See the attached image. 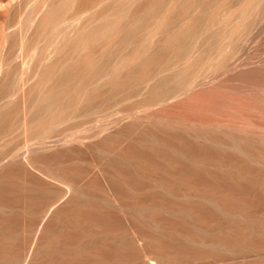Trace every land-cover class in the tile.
Masks as SVG:
<instances>
[{
    "label": "bare ground",
    "instance_id": "bare-ground-1",
    "mask_svg": "<svg viewBox=\"0 0 264 264\" xmlns=\"http://www.w3.org/2000/svg\"><path fill=\"white\" fill-rule=\"evenodd\" d=\"M40 1H41L40 5H38L39 7L35 8V10H33L34 12L32 13L29 12L30 14L29 15L27 14L28 17L26 16L27 17L26 19L24 16L26 14L23 15L24 16L23 19H25V21L21 19L20 20L21 24L18 22L19 23L18 25V23L15 22L16 19H14V21L12 19L10 23L15 22L16 23L15 25H12L9 23H8L9 25H6L7 23H5L4 26L0 27L1 28L0 34L2 36L1 41L3 42V43H0V51L2 54L1 55L2 58L0 60L1 61L0 62V104H1L0 106V134L2 133L1 132L2 130H4V132L6 130L10 132L11 130L12 131L14 130L15 132L16 129H21L23 132H25L24 130L27 129L25 133H30L29 128H32V127H30V124H28L30 122L29 118H31L32 123L33 122L35 123L37 120L33 121L32 118L36 117L35 119H37L39 117V119H41L43 118L41 115H43L44 113H42L41 115L39 114L40 116L38 117L36 116L35 113H33L35 114L33 116L32 114H30V112H28L30 108L28 109L27 107V110L24 108L25 103L28 101H29L28 103H30L34 99L36 100L38 93L48 95V93L50 94L52 90L54 91V93L53 92L52 93L55 94V96L53 97L51 95L50 96L59 102L58 103L59 106H58L57 103H55L56 101L54 102V100L52 99L55 105L58 106V109H55L56 107L55 106L54 110L51 112V110H49L50 108H47L44 105L45 103H50V102L49 101L45 102L44 98L47 100L48 98L47 96L45 97V95H43L44 96L43 97L42 94H40L41 96H38V97H43V102L40 100L41 101L40 103V101L37 100L38 104L37 103L36 104L37 106L40 104L41 105L43 104L47 108V109L44 108L45 110H48V112L50 113L47 116L48 117L51 116L52 121L51 119L50 121L54 123L60 121V120L53 121L55 117L56 119H60V118L62 119V117H64L63 115H66L68 119L70 118L69 116H72V115L74 116V114L78 115V113L80 114L79 111H81L83 106L84 107L91 106L93 107V109L96 106H100V105L104 107V105H107L108 102H110V100L113 101L114 97H117V96L119 97L122 94H125V97H127L126 95H130L128 97H131L132 95V97L135 96V98L139 97L140 99L141 96L136 97V95H141L143 93L146 95V93L149 92L150 95H146L144 96L145 98L142 97V99L143 98H144L143 100L146 99L147 103L149 104L151 103V105L153 103L156 105L162 101L167 102L168 99L173 98V97L174 98L172 101H175L176 99L179 98L178 97L175 99V97L177 95H180L181 93H184L181 91H184L185 88L187 89L189 86H193L194 83L195 84L200 83V82L196 83V81L199 79L200 76H202L201 78L203 81L204 75H200V73L203 72L202 71L203 69L202 70L200 69L202 68V65H204L205 63L204 59L206 57L207 59H209L208 56H210V59L211 60L214 59V61L216 60L215 57L217 55H218L217 57L219 56L222 57L220 53L223 50L219 48V45H218L219 42L215 43L213 41V38L211 39V41H213L214 44H217L219 53L217 51H214L213 49L212 50V52L214 51L213 55L215 52L218 53L213 58V56L211 55L212 52L209 51V48L211 49L212 44H213L209 42L211 44V47H209L210 46L209 43L207 44L208 42L207 38L210 39L209 34L212 33L211 30L216 27L218 29V32H220L219 31L220 27L219 28L217 27L218 25V26H221V32L223 28L225 30V28L227 29V27L228 28L230 27V29H227V30L236 32L235 30L238 28H236L235 26L234 28L236 29L231 30V28L233 27L231 25L233 23L235 24L234 21L236 20H233V22H231V25H229L227 21L228 19L227 17H229V20L231 19L230 18L231 16H233L232 18L234 19L235 18L234 16H237V15H238L237 17L239 18V20L240 19L242 20L243 19L242 17L247 18L246 16L247 15L249 16V14H251V9L255 6L253 4L259 2V0H244L243 2L240 0L239 2L240 3L242 2L241 5L238 6L240 4L238 3L237 5L238 7L237 6L235 7L234 5L235 3H233L235 2V0H40ZM261 2H260L261 6L263 5L264 7V2L262 3ZM12 4L10 5V7L12 6ZM213 4L214 6L212 7L211 5ZM16 5L11 8H13L12 10H16L18 13L19 8L14 9ZM209 6L211 8L208 9ZM261 6H259V9H257L258 7L255 9L257 10L256 14L258 13V10H259V13H262L261 11L264 10V8L260 9ZM207 10H208V14H207ZM204 11L206 13H204ZM15 12L12 11L11 14ZM22 13L20 12V15ZM256 14H253V15L255 16ZM253 15L251 16L253 17ZM18 17L20 16L18 15ZM252 17H249V18L251 19ZM185 19H187L189 22L187 20L184 21ZM253 19H255V17H253ZM241 20L238 21L239 22L238 24L241 23ZM181 21L188 22V23H184L183 25V23L180 24ZM245 24L242 23V25H244L243 28L244 27L246 28L247 25L245 26ZM222 25H224L225 27L222 28ZM239 26L240 25H238L237 27ZM217 29H214V30H217ZM221 32L219 33L220 36L218 37H220V39H223V37L226 36L227 33L224 32L226 35L221 37ZM239 32L242 33V29L241 31L239 30ZM214 34L216 35V32ZM12 35L16 37V38L14 37L12 38V41L15 39L16 43H14V41L13 42L11 41L12 43H14L13 48H12V45L10 44L11 42H9L10 37ZM228 37L229 36H227V39ZM231 40L234 41L233 39ZM217 41H218V38H217ZM224 41H226V38L224 39ZM6 42L8 43V45ZM228 43L227 45L231 44V43L229 44ZM236 43L237 42L235 41L234 45ZM234 45H232V47ZM5 46H7L8 48L7 51H6ZM38 46L40 47L42 46L43 49L41 48V51L43 50L45 51H43L44 53H41L42 54L41 55L38 50L37 52L39 53L36 52V55H35L36 57L34 58V56H31V53L34 50L33 48H36V47L40 48ZM220 47L223 48V46H220ZM30 49H33V50L31 51ZM229 49H227L228 54H230ZM232 49L233 48H231V50ZM22 50H23V53H25V55L23 54V57L20 56L21 54L19 53ZM215 50H217V48H215ZM234 50L236 49H233V51ZM29 51L31 53H29ZM207 51L211 52V54ZM54 55L55 57H53ZM51 57L54 59L52 60ZM220 57L217 59L220 60ZM230 58L228 60H230ZM220 61L221 63L225 62V58L223 62H222V58ZM220 61H218V63H220ZM227 62L230 63L229 61ZM215 63L218 64L217 61ZM215 63L212 64L208 62V64H212L213 66L216 65ZM206 64H207V61L205 65ZM220 65L222 66V64H218V66ZM225 65L226 64H223V67ZM207 66L209 68V65H206L204 67L206 68ZM213 66H212V69H213ZM8 68H11V69H8ZM7 69L9 70L10 73L7 71ZM214 69L217 70V68L215 67ZM199 71L201 72L198 73ZM209 71H210V68H209ZM34 77H36L35 78L36 81L34 79H33L34 81L33 80L31 81L33 83L35 82L36 85L34 87L31 85L32 88L29 86H26V85H30V79ZM201 78L199 79V81L201 80ZM71 81H73V83H70ZM83 83H86V84L84 85ZM42 86H44L45 88ZM35 92H37V94ZM33 93H35L34 94L35 97L33 95L34 99L32 100L31 98L32 96L30 97L29 95L30 94L32 95ZM27 95L30 98L26 97ZM197 95L195 97L196 99L194 100L199 101V103L204 102L203 104H199L198 108L200 107L202 108V110L206 109V111L213 110L212 109L213 105L208 108L209 105L206 104V101L208 98H210L209 97L210 95L208 96V98L205 97L207 99L204 98L205 101L202 100L203 99L202 96L201 98H198L200 95L198 97ZM185 96L187 95L185 94ZM190 96L194 97V95L192 94ZM190 96L188 95V98L187 97L184 98V94H183L182 97L184 99L182 98V100L185 101L186 98L188 100ZM51 97L49 99H51ZM122 97L125 98L123 95ZM193 97L191 98L193 99ZM30 99L32 101H30ZM120 99L121 98H118L117 101ZM182 100L180 101L182 102ZM211 100L213 101V99ZM142 102H145V101H142ZM185 102H182V104L179 103V105L176 104L178 105L176 107L178 108V110H175V111L173 110V107L172 108L170 107L172 109L171 110L170 108H167L168 106L165 108L164 105H162L164 109H161V110L156 109L154 112L152 111L154 114L153 119L148 118L146 120H143V122H142V119L141 120L132 119L129 122L127 121L128 123L125 121L127 124L124 123L125 125L123 126L122 124L121 127L122 126L123 127L122 128L120 127L121 128L120 130L118 129L116 130V132L113 131L115 134L111 133L110 140H107L110 143L106 141L108 143V146L106 145L107 147H104V148H109V150L111 151L118 152L117 154L123 157L125 160V163H122L124 161H122L121 160L122 158L119 157L120 158L119 160L122 162L119 163V160H118V162L113 163L114 165L113 164L111 165V163L109 164L112 167L114 166L113 167L114 177H113L112 184L110 186L112 187V191L114 195L117 198H119L123 204H125L126 206L130 207L133 210L136 209L139 211L137 216L135 215L136 220H134L138 222V224L135 223L137 224L135 225L137 226V231H132V227L134 224L132 223L128 224L127 221L126 223L123 218L122 219L124 221L120 218L119 219L114 218L115 216L114 217L113 215L111 216L110 213L107 210H105L106 208L103 209L104 207L101 208V206L92 205V202L90 205L89 203H86L87 200H85L86 202L84 201L85 203L84 202L82 203L83 199L82 200L80 199L81 200L80 201L77 199V197L76 198L73 197L74 189L80 186L83 181L82 180L83 172L81 173V171L77 168L63 166L62 160L64 159L60 158L61 160H58L59 159L58 158L57 160L54 159L56 161L54 160L51 161L53 157L52 156L51 159H49L50 161L48 160L52 164L56 163V165H59L60 167L59 169L61 172H59V170H56V171H58V173L61 174L60 181L65 186V190H64L65 196L62 199L64 200V202L61 200V203L63 202L64 204L62 206L57 207V205L58 204L60 205V203H56L50 208H48L50 212L55 215V218L57 217L59 218V220L60 219L62 221L64 220V222L66 218H67L66 220H69V219L72 220V222L74 223L72 225L74 226L76 225L78 227L83 228L84 230H87L89 232L87 233L90 234V236L92 235L94 236L95 234H93L92 232H95L96 233L95 237L99 235L98 237L100 238V239L95 238V240L96 239L100 240V242L102 240V243L105 241L104 244L105 243L107 244L108 240L109 242L110 241L117 242V243L115 242V244H117V246L115 245L116 248L118 247L117 250L114 245H111L114 247L108 246V248H111L112 250L115 248L114 249L115 253H111V252L109 253L110 249L108 250V252L103 251L104 249L100 250V248L104 246L100 247L94 244L96 249H94V254L93 253L92 254L93 256L98 255V258H101L100 259L101 261L102 260H106V262L113 261V262H117L116 264H154L153 262L148 260V258L150 259V256L151 257L154 256L153 258H155L156 256L157 258V256L167 255V256H171L172 258H174L176 261H179L180 263L193 264L197 260L207 259V258L208 259L212 258V260H214L215 258H219L221 256V254H218V253L214 254L213 252L210 251V249L204 250L203 248L197 247L198 245L194 246L196 245L194 240L203 241V243L212 244L214 246H217L220 244H227L229 246H238L241 243L242 244L245 243L243 240H245L246 238H248V241H246V243H248L249 240H251V238L247 234L246 235H235V236H233L232 234V235L226 236V239L224 238L225 239V242H224L221 240L219 236L218 237L220 240L218 239V237L215 238L210 235H204V234L199 235V233H197L196 231L195 232L198 234L199 237L196 238L194 234H193L194 237H192L193 236L192 229L195 228L194 225H193L194 227H192V229L190 230L189 228L190 224L186 220L184 219L173 220V219L166 218L165 216L164 218V217H161L160 216L161 214L157 212V211H161V213H167V214L173 213L174 214V213H180L182 211H186L190 213L189 215L192 217L191 220L195 222L197 226L200 227L198 229L206 228L202 230H209V231L215 230L216 231V230L223 228V225L228 224V222L224 218L219 217L212 209L201 205L203 202L201 203V201H199L198 199L203 198V197H200L198 195L207 194L208 192L215 193V194L211 193L215 197H209L210 201L213 204L219 205L220 209L226 210V211H231V212L243 211L250 215H255L259 210V204L257 203V200H255V198L260 199V197L256 194L257 192L254 191L253 189V187L257 185L255 183L258 182L259 178L256 176H251V174H253L254 172L252 168L250 167L249 162L242 155L241 156L238 155L239 157H237L236 155L237 158L235 159H233V157L230 158L228 157L229 154L227 156L226 151L224 150L223 147L222 149L221 147L216 146L217 144H220V143L228 144L229 139L228 141L227 139L225 140L226 137L223 138L222 133H221L222 136H220L218 132L216 133L212 130L208 131V129H206L207 132L205 133L201 129H195V128L189 127V125L197 127L202 122L203 124L205 122L207 124L208 123L212 124L214 121H217V120H215V118L214 119L212 118L215 116L213 113H211L213 115L211 117L212 119L209 117V114L211 112L210 111L208 112V115L206 114L207 112L204 113L208 116L206 117L208 119H206L202 115V117H204L206 120L205 122L203 120L204 118L202 119V117L200 116L201 119L203 120L202 121L198 115H195L193 112L190 113L191 111H194V110L189 108L190 104H187V103L185 104ZM52 103H51V106H52ZM141 103H139L138 106L135 104L136 108L139 107ZM32 104L30 103V105ZM60 104H61L62 109L59 108ZM149 104H145V106ZM168 104L169 103L167 102V105ZM209 104H212V103H209ZM47 106H49V104ZM160 107H161V104H160ZM33 108L32 110L34 111L32 112H35L36 110V113L39 108H40L38 110L39 113L42 110L41 107L39 108L36 107V109L35 108L33 109ZM236 108H233V109H236ZM24 109L28 113L26 115H22V117L20 116L21 119L20 117H18V119L22 120L23 117L25 116L24 117L25 120H22L21 123L18 119H17L18 122L15 120L12 121L15 117L20 115L22 111L24 112ZM44 109L42 111H44ZM131 109H133V106L131 107ZM65 110H67V112H65ZM95 110L96 109L92 111L96 112ZM126 111L128 112V110ZM82 112L83 111H81V113ZM87 113L90 114L89 112ZM45 120L46 119L44 117V122H46ZM171 120L175 122L176 126L173 124L175 127H172V128L169 127L168 124L171 123L170 122ZM218 120H221V118ZM144 121H147V122H144ZM37 123L34 125L32 124V125L35 126L37 125ZM41 123H43V121H40L38 125L40 126ZM46 123L47 125L44 124L43 127L48 126L50 124L49 121ZM236 123L234 124L238 126V124ZM35 127L37 129L39 128L37 126ZM40 128H42V126ZM35 130L36 129L34 130L32 129V132ZM16 131H19V130H16ZM189 131H192L190 134L191 135L193 134L194 136L189 137L188 135ZM4 132H3V135H4ZM12 133L13 132H11V134ZM241 133L242 132L238 134L236 131V133L233 134V137L231 139L234 141V143L238 141V139L240 140L241 137L247 136L246 134L242 136ZM7 135L9 136L10 134H7ZM4 136H2V138ZM31 139H34V138L32 137ZM126 139H127V142L129 140L131 142L127 143ZM231 139L229 142L233 143ZM26 142H23V144ZM42 142L40 145H43V144L45 145V143L42 144ZM53 144L55 145V143ZM53 144L50 145L49 147H52ZM28 145L29 144L27 145L24 144V146H28ZM213 145L216 147H214ZM46 146L48 145H45V147ZM238 146H240V144ZM238 146H236L238 148L237 150H239L240 148ZM243 146H246V145H243ZM217 147L219 150L216 149ZM254 147L255 145L252 144V146L250 147L251 149L250 148L248 149V144H247L246 149L243 148L245 150V152L243 153H245L246 156H249L255 160L264 158V151L263 150L261 151ZM20 148H21V145H20ZM42 148H44V146H42ZM242 148L240 150H243ZM11 152L10 154L13 155ZM16 152H19V151H16ZM16 152L15 154H18ZM3 153L4 152H2V154ZM175 153H178L181 157L176 156L177 154L175 155ZM26 154H27V151H26ZM8 155L6 157L11 158ZM4 156L2 157L4 158ZM58 157H61V154L60 156L58 154ZM40 158L42 159V156ZM45 159L47 158L45 157ZM1 160L2 161H0V165L2 162L4 163L8 159L5 158L4 160L3 159ZM23 160H25V158ZM45 161L46 163H48L47 160ZM107 161L109 162V160ZM215 163L223 165L224 170L222 172V175H216L212 173L210 175V171H209L208 173L210 176L208 175L206 177L204 174L205 172L204 169L210 166V164H215ZM14 165L16 166V163ZM9 168L10 167L8 166V169ZM13 168L11 167L10 170ZM20 168L21 166L18 167V169ZM8 169H7V174L9 172L11 173V171L13 172V170L8 171ZM18 169L15 168L16 171L14 175H16V172L18 171ZM205 170H206L205 173L207 174L208 169H205ZM4 171H0V172L5 173L6 171L5 172ZM20 172L21 171L19 170L18 173ZM2 173L0 174L2 175ZM25 174H27L26 176L28 177L29 174L28 173H25ZM3 175L2 177H0L1 179L3 178L2 180H5L6 178L4 177L6 176H12L10 174L5 175V176ZM17 176H19V174L15 176L16 180H17L16 178ZM23 176L25 177V179L21 178ZM26 176L25 175H21V177L19 176L21 178V182L22 180L24 181L23 183L27 181ZM13 177L12 178L10 177L9 182L11 183V180H13V184H14L15 179H13ZM32 177L33 176H29L27 179L32 178ZM90 179H89V182L92 181ZM244 179L246 180L243 181ZM19 180H17V182H19ZM32 180L30 179L28 181L30 182ZM1 182L3 184L5 181L4 182L0 181V183ZM34 182H35V179H34ZM92 182H95V179ZM23 183H21L22 186L26 185V183L25 184ZM2 184L0 185L1 188L4 187L5 189L6 188L5 185L7 183L4 186ZM13 184L11 183V185ZM15 184H17L16 181H15ZM36 184H38V182L37 183L35 182L34 184L35 188H38L36 187ZM18 185L21 186L20 184ZM27 185L28 187L26 186V188H30L29 186L31 184H27ZM34 185L32 186L33 189H34ZM19 186H17V188H19ZM234 186H236L239 189L244 190L243 196L238 197L236 199L229 198V197H232V196L234 197L237 195ZM8 187H9V184H8ZM14 187H16V185H14ZM14 187H12L11 189L8 188L7 190L10 189L11 191H13L12 189ZM45 187H46L45 185H44V188L40 187V188H43L44 190L39 189V191L40 190H41L40 192L45 191L48 186L46 188ZM105 188L106 187H104V189ZM71 189H73V192H72L73 194H69ZM7 190H2L3 193L1 191L0 192L4 194V193H7L6 192ZM35 190H33L34 191L33 193L38 191V190L36 191ZM47 191L49 192V190ZM52 191H50L48 195L52 194L51 193ZM105 191H108V190H105ZM2 194H0V196ZM45 194L47 195V193ZM37 195L33 194L32 196L29 194V196H31L32 198L36 196L34 197V199L38 205L42 201V197H41L42 195L41 196H37ZM76 195L77 194H75L74 196ZM43 196L45 195L43 194ZM32 198L30 199L28 197L27 199L28 200L30 199V202H31ZM48 199L50 198L48 197ZM231 200H240V202H233ZM4 201H7V200L5 199ZM47 202H50V200H48ZM47 202L45 203L44 201L43 203L42 201L41 204H39L41 206L40 208L42 209L44 207L43 205H46ZM31 204H33L34 207H32ZM240 204H242V206H240ZM10 205H7V206L9 207ZM26 205H28V202ZM26 205L23 207L25 208ZM37 205H35L34 203H30V207L33 209H35V206ZM1 206L4 207L2 198H0V208H2ZM46 206L43 208L44 211L48 210V209L45 210ZM23 207H21V209ZM2 210L3 209H1V212ZM26 210L24 209V213L27 212L28 214H30L32 211L31 210L28 212ZM38 210L40 209L38 208ZM12 212H10L7 215H10L11 217L9 218L13 219L15 216L12 217L11 215ZM36 212H37V209H36ZM142 212L145 214L141 215ZM27 213L26 215H28ZM17 214L15 213L16 217H17ZM9 218L7 219L8 221L7 223L10 224L12 219L9 220ZM2 219H1L2 221L6 222L4 218ZM54 221H57V219L53 220V222ZM12 222L14 223V221ZM25 222L26 221L24 220V223ZM7 223L5 225L8 226ZM13 223H12V226L9 225V227L10 226L13 227ZM57 223L58 222H56V226L50 227L51 225L49 224L50 226L44 225V228L43 229L41 228L42 229L41 231H43L44 233L40 231L41 238L39 236L40 238L39 242L42 243L43 248H47V247L52 248L60 244L59 248H61L60 246H62L65 249L67 248L68 250H70L69 252L67 251L68 254H66L67 252H65V255H66L65 256L62 253L63 251L61 252L63 254V256L61 257H58L57 255L56 257H54L55 255L52 256L53 254H57L59 251H57V253L53 252L51 256H47L45 255V253L44 255L43 254L37 255L36 252L32 254L34 251L31 252L30 250H28L30 248L28 244L25 243L24 245H22V242L24 239L23 240L21 239L22 240L21 242V240L17 238L20 240L21 246H23V248L20 247L21 250L18 251L19 250V246H18L17 251L21 252L22 254L16 253L15 255L19 254L18 256H21V257L22 255L23 256L25 255L24 258L22 257L23 260H21L22 259L21 257H18V256L15 257L14 255L13 256L11 255L13 258L14 257L19 258L22 261L21 263H17V264H91L92 262L91 259L93 257L92 255H89V253L92 252L91 250H89L90 249L89 245H88L89 249L86 247L88 250L85 251V246H87L86 243L88 240L87 239L88 236L86 237V235H83V234L86 232L85 231L83 232L82 229L75 226L77 230L80 229L82 230V232L81 231L80 232L83 233V234H79L80 232L78 231V234H77V232L75 231L76 229L74 228L75 229L74 230L72 226H70L69 223L66 225L65 223L67 222H65L64 224L67 227H71V229H73L76 232V233L74 232L72 233V231H70V228L66 229L67 227H64L63 223H61L63 224L62 226L61 225L58 226L59 223L58 225ZM27 224L28 223H26V225ZM5 225L3 227H5ZM24 227L25 226H23V228ZM13 228L7 227V229L9 230L10 229L12 230ZM30 228H31V225H30ZM3 229L6 230V228H3ZM19 230H22V229H20L19 227ZM160 230L166 231L167 235L164 236L163 233L160 232ZM9 232L12 233V231H9ZM90 236L88 238H90ZM260 236H262L263 243H264V234ZM127 237H128V240L126 239ZM4 239H6V237ZM9 240H10V237H9ZM95 240L94 242L97 241ZM139 240L143 241V243H140ZM16 241L14 242L9 241L8 244H11L10 245L11 247L13 244V247H15L14 243ZM88 241L90 242V239ZM30 243L31 244L29 245H32V242ZM91 243H93L92 239H91ZM102 243L101 245H103ZM98 245H100V243H98ZM10 246L8 245L7 247L6 245L7 248H9ZM96 246L99 249H97ZM16 247H15V250H16ZM56 248L58 249V247ZM92 248L94 247L92 246ZM25 249H26V252H25ZM17 251H14V252H17ZM86 252H88L87 255L91 256L90 259L87 258ZM208 252H210L211 254H209ZM2 253L1 254L3 256L4 255L7 256L8 251L7 252L3 251ZM59 254L60 253H58V255ZM6 256L2 258L5 259ZM8 256H9V253H8ZM13 258L12 259L10 258V259L13 260ZM3 259L2 261L0 260L1 261L0 264H8L9 262L11 263L10 259H5L4 261ZM96 260H97V257H96ZM100 260L98 259V261L101 263ZM104 262L105 261H103V263Z\"/></svg>",
    "mask_w": 264,
    "mask_h": 264
},
{
    "label": "rangeland",
    "instance_id": "rangeland-1",
    "mask_svg": "<svg viewBox=\"0 0 264 264\" xmlns=\"http://www.w3.org/2000/svg\"><path fill=\"white\" fill-rule=\"evenodd\" d=\"M240 0H238V1H236L235 0V2H233V3H235L234 5H235V7L238 5V3H240L239 2ZM242 2L244 1V0H241ZM10 2V3H9ZM40 0H0V27H2V26H4V24L5 23H7L6 25H9V24H12V25H15L16 23H20L21 24V19H23L24 18V16H25V19L28 17V15L30 14L29 12H34L33 10H35V8H37V7H39L38 5H40ZM237 2V3H236ZM241 2V3H242ZM254 2H256V1H254ZM260 2H261V0H259V2L258 3H255V4H253V5H255L252 9H253V11H252V9H251V14H249V16L247 15L246 17L247 18H245V17H242L243 19L241 20V23L240 24H238L239 22L238 21H240L239 20V18L237 17V16H234L235 18L233 19L232 17L233 16H231L230 18V20H229V17H227L226 19H227V21H228V23H229V25H231V22H233V20H236V21H234L235 22V24H237V25H235L234 23V25L232 24L231 26H233L232 28H231V30L233 29H236V28H238V29H236L235 31L236 32H234V31H229V30H227V29H230V27L228 28L227 27V29L225 28V30H224V28L223 27H225L224 25H222V28H223V30H222V32H221V26H218L217 25V27L219 28L220 27V29H219V31L221 32V37H223L224 35H226L224 32H226L227 33V35L226 36H224L225 38H226V41H224V37H223V39H220V37H218V36H220V32H218V29L215 27L214 29H217V30H214V29H210L211 31H212V36H211V34H209L208 36L210 37V39L209 38H207V44L210 42L211 44L213 43V41L215 42V43H217V42H219L218 43V45H219V48H221V50H223L222 52H221V50H220V54H221V56L222 57H220V60H221V58H222V62L224 61V58H225V62H223V63H221V61L219 60V59H217V58H219V57H217L218 55V53H219V49H218V47H217V44H212V47H211V44L209 43V47H211V49L209 48V51H211L212 52V50L214 49V51H217V52H215L214 53V55H213V52H212V54H211V52H209V51H207V52H209L212 56H213V58H214V56L215 55H217L215 58H216V60L214 61V59L213 60H211L210 59V56H208L209 57V59H210V61H209V59H207V57L204 59V62L206 63V61H207V64L206 65H209V68H210V71H209V68H208V66L205 68L204 66H206L205 65V63H204V65H202V68L200 69V70H202L203 72H201V71H199L198 73H200V75H204V77H203V81H202V76H200L199 77V79L201 78V80L199 81V79L196 81V83H198V82H200V83H198V84H195L194 83V85L193 86H189L187 89L185 88L184 89V91H181V92H184V93H181L180 95H177L176 97H175V99L176 98H178V99H180V100H182V96H183V94H184V98L185 97H187L188 98V95L190 96L191 94L192 95H194V97L193 96H190L189 97V99L187 100V98H186V102L184 101V100H182V102H185V104L187 103V104H190L189 105V108H191L192 110H194V111H191L190 113H194L195 115H198L199 117L201 116L202 117V115L206 118V117H208L207 115H208V112H210V114H209V117L211 118L213 115L211 114V113H213L215 116L214 117H212L213 119L215 118V120H217V121H214L212 124H207L205 121V118L204 117H202V119L204 120V124H203V122L202 123H200L197 127L196 126H192V125H189V127H191V128H195V129H201V130H203L205 133L207 132V130L206 129H208V131H214V132H218V134H220V136H222V134H223V138H225V140L227 139V141H228V139H229V141H230V139L233 137V134H235L236 133V131H237V133L238 134H240V132H242L241 134H242V136H244L245 134L247 135L246 137L244 136V137H241L240 138V140L238 139V141H236V142H238V143H234V141H233V143H231V142H229L228 141V144H217L216 146H218V147H223L224 148V150L226 151V154H227V156H228V154H229V156L228 157H230V158H232L233 157V159H235V158H237V157H239V156H243L248 162H249V164H250V167L252 168V170H253V174H251V176H256V177H258L259 178V180H258V182L257 183H255V184H257V185H255V187H253V189H254V191H256L257 193V195L260 197V199H258V198H255V200H257V203L259 204V210H258V212L255 214V215H250V214H248V213H246V212H243V211H238V212H231V211H226V210H222V209H220V206L219 205H217V204H213L211 201H210V198L209 197H215L214 195H212L211 193H213V192H208L207 194H203V195H198V196H200V197H203V198H199L198 200L199 201H201V205H203V206H205V207H207V208H210V209H212L219 217H222V218H224L227 222H228V224H224L223 225V228H221V229H219V230H213V231H209V230H202V229H206V228H201V229H198V228H200L199 226H197L196 225V223L195 222H193L191 219H192V217L189 215L190 213L189 212H186V211H182V212H180V213H172V214H167V213H161V211H157L159 214H161L160 216L161 217H166V218H169V219H173V220H181V219H184V220H186L187 222H189V228H190V230L192 229V227H194L195 226V228L194 229H192V235L194 234L195 235V237L197 238V237H199L198 236V234L197 233H199V235L200 234H204V235H210V236H213V237H215V238H217L218 236L221 238V240L222 241H224L225 242V239H226V236H229V235H232L233 234V236H235V235H248L250 238H251V240H249V242L248 243H246V241H248V238H246L245 240H243L245 243H241V244H239L238 246H229V245H227V244H220V245H217V246H214V245H212V244H208V243H203V241H198V240H194V242H195V244L196 245H194V246H197V247H200V248H203L204 250L205 249H207V250H209L210 249V251L211 252H213L214 254H221V256L219 257V258H215L214 260H212V258H207V259H201V260H197V261H195L193 264H264V243H263V238H262V236H260V235H262V234H264V158H261V159H257V160H255V159H253V158H251V157H249V156H246L245 155V153H243V152H245V150L243 149V148H245L246 149V147H247V144H248V149L252 146V144L253 145H255V147L254 148H257V149H259V150H263L264 151V10L263 11H261L262 13H259V10H258V13L256 14V12H257V10H255L257 7V9H259V6H261V4H260ZM262 2H264L263 0H262ZM261 2V3H262ZM13 3V4H12ZM14 3H16V4H18V5H16V4H14ZM138 3V2H137ZM241 3L238 5V6H240L241 5ZM12 4V6L11 7H13V6H15L16 5V7H14V9L16 8H19L18 10V13H17V11L16 10H12L13 8H11L10 7V5ZM215 4V3H214ZM214 4L213 5H211L212 7L214 6ZM260 4V5H259ZM233 5V6H234ZM252 5V6H253ZM259 5V6H258ZM237 6V7H238ZM251 6V7H252ZM8 7V8H7ZM262 7V8H261ZM260 7V9H263L264 7H263V5ZM11 8V9H10ZM209 8H211L210 6L208 7V9ZM234 8V7H233ZM197 10V9H196ZM196 10H194V11H196ZM220 10V9H219ZM12 11L13 12H15V13H17L20 17H18V15L17 14H15V13H13V14H11L12 13ZM20 12L22 13L21 15H20ZM204 13H206L205 11H204ZM24 14H26V15H24ZM28 14V15H27ZM207 14H208V10H207ZM253 14H256L255 16L253 15ZM259 14V15H258ZM12 15H14V16H12ZM24 15V16H23ZM251 15H253V17H255V19H253V17L251 16ZM11 18H10V17ZM27 16V17H26ZM258 16V17H257ZM16 17V18H15ZM249 17H252L251 19L249 18ZM20 18V19H19ZM238 18V19H237ZM241 18V17H240ZM7 19H9V20H7ZM13 19V21H14V19H16L15 20V22H11L10 23V21ZM17 19H19V20H17ZM25 19H23L24 21H25ZM22 20V21H23ZM187 19H185L184 21H186ZM232 20V21H231ZM184 21H181L180 22V24H182L183 23V25H184V23H188V22H184ZM248 21V22H247ZM246 24H245V23ZM9 23V24H8ZM14 23V24H13ZM19 23H18V25H19ZM23 23V22H22ZM242 23L243 24H245V26H246V28H245V30H244V28H243V26L244 25H242ZM238 25H240L239 27H237ZM242 25V26H241ZM234 26L236 27V28H234ZM240 28V29H239ZM1 29V28H0ZM241 29H242V33L241 32H239V30L241 31ZM214 30V31H213ZM238 30V31H237ZM245 31V32H244ZM216 32V35L214 34ZM232 32H233V34H232ZM238 32V33H237ZM237 33V34H236ZM215 36H214V35ZM229 34H231V35H229ZM243 36H242V35ZM207 36V37H208ZM217 36V37H216ZM227 36H229L228 37V39H227ZM242 36V37H241ZM2 36H1V34H0V43H3L2 41H1V38ZM14 37V35H12L11 37H10V40H9V42H11L12 41V38ZM234 37H235V39H234ZM240 37V38H239ZM14 38H16V37H14ZM213 38V41H211V39ZM217 38H218V41H217ZM237 38V39H236ZM231 39H233L234 41H232ZM240 39V40H239ZM210 40V41H209ZM223 40V41H222ZM227 40H228V42L229 43H231V44H229L228 42H227ZM239 41V43H238V41ZM14 41V43H16L15 42V39L13 40ZM12 41V42H13ZM222 41V42H221ZM235 41L238 43H236L235 45H237V46H235L234 45V43H235ZM10 43L11 45H12V48L14 47L13 46V44L14 43ZM224 42V43H223ZM7 43V42H6ZM227 43L229 44V45H231V46H229V45H227ZM2 45V44H1ZM7 45H8V43H7ZM232 45H234L233 47H232ZM153 46H155V45H153ZM220 46H223V48L222 47H220ZM226 46V47H225ZM6 47V51L8 50V48H7V46H5ZM38 47H40V46H38ZM155 47H157V46H155ZM231 47V48H233V49H236V50H234L233 51V49L231 50V48L229 49V48ZM41 48H42V46L40 47V48H33V49H30L31 51H32V53H34V54H32L30 51H29V53H31V56H34V58L36 57L35 55H36V52L39 50V52H40V54L41 53H44L43 51H45V50H43V51H41ZM154 48V47H153ZM207 48V49H208ZM215 48H217V50H215ZM37 49V50H36ZM43 49V48H42ZM227 49H229V53L230 54H228L227 52H228V50ZM4 50H5V48H4ZM226 52H225V51ZM234 53H233V52ZM39 52H37V53H39ZM20 54V56H22L23 57V54L25 55V53H23V50L22 51H20L19 52ZM228 54L227 56L226 55H224V54ZM39 54V55H40ZM219 54V55H220ZM231 54H232V56H231ZM2 54H1V51H0V60H1V58H2V56H1ZM42 55V54H41ZM37 56H38V54H37ZM212 56H211V58H212ZM230 56H231V58H230ZM53 57H55V55L53 56ZM224 57V58H223ZM52 58V57H51ZM50 58V59H51ZM195 58V57H194ZM193 58V59H194ZM230 58V60H228ZM54 58H52V60H53ZM207 59V60H206ZM206 60V61H205ZM212 61V62H211ZM214 61V62H213ZM217 61V63H218V61H220V63H218V64H222V66L220 67V66H218V64H216L215 62ZM227 61H229L230 63H228ZM232 61V62H231ZM1 62V61H0ZM208 62H210V63H215L214 65L215 66H213L212 64H208ZM227 62V63H226ZM223 64H226L224 67H223ZM212 66H213V69H212ZM216 66H218V67H216ZM214 67L215 68H217V70L216 69H214ZM250 67V68H249ZM12 68V67H11ZM11 68H8V69H11ZM208 68V69H207ZM252 68H254V69H252ZM256 68V69H255ZM261 68V69H260ZM7 69V71L9 72V70ZM205 69V70H204ZM241 69V70H240ZM251 69V70H250ZM208 70V71H207ZM214 70H216V71H214ZM7 71H5V72H7ZM10 71H12V70H10ZM206 71V72H205ZM214 73H213V72ZM259 71V72H258ZM14 72V71H13ZM12 72V73H13ZM212 72V73H211ZM10 73V72H9ZM239 73H241V74H239ZM262 73V74H261ZM205 74H206V76L208 77H206L205 76ZM208 74H209V76H208ZM210 74H211V76H210ZM252 74H254V75H252ZM40 75V74H39ZM261 75V76H260ZM37 77V76H36ZM36 77H34V78H32V79H30V85H26V86H29V87H31V85L34 87L36 84H35V82L33 83L31 80H35L36 81ZM262 80H260V79ZM204 79H205V81H204ZM258 79V80H257ZM33 80V81H34ZM253 80V81H252ZM256 80V81H255ZM259 83H258V82ZM262 82V83H261ZM33 83V84H32ZM70 83H73V81H71ZM237 83V84H236ZM84 85L86 84V83H83ZM245 84V85H244ZM197 85V86H196ZM200 87H199V86ZM45 86V85H44ZM44 86H42V87H44ZM202 86V87H201ZM191 87V88H190ZM194 87V88H193ZM32 88V87H31ZM45 88V87H44ZM192 89V90H191ZM201 89V90H200ZM186 90V91H185ZM190 92H189V91ZM43 91H44V89H43ZM149 91V90H148ZM187 91H188V93H187ZM46 92V91H45ZM54 93V91L52 90L51 92H50V94L48 93V95L47 94H42V93H38V96H41L40 94H42V96L43 95H45V97L47 96V98H48V100L47 99H45L44 98V100H45V102L47 101H49L50 103H45L44 105L47 107V108H50L49 110H51V112L54 110V107H55V109H58V101H56L54 98H52L53 96H55V94H53ZM192 92V93H191ZM197 92H199V93H197ZM36 94H37V92H35ZM35 93H33L32 95L30 94H28L31 98H32V100L34 99V97H35ZM52 93V94H51ZM195 93H196V95L197 94H199V95H197V97L198 98H201V96H202V100H204L205 101V99H207L208 98V96L210 97V98H208L207 99V101L208 100H210V101H208V103H207V101H206V104L207 105H209L208 106V108L210 107V106H212V109L214 110L215 108V112L213 111V110H207L206 111V109H204V110H202V108H198V105L199 104H203L202 102H200L199 103V101H197V100H194V99H196L195 97H196V95H195ZM26 94V93H25ZM144 94V93H143ZM141 94V95H136V97L137 96H141V98L139 99V97H137V98H135V96H133L132 97V95H131V97H128V96H130V95H126L127 97H125V94H122L125 98H123L122 97V95L121 96H117V97H114L113 98V101L112 100H110V102H108V104L107 105H104V107H102V105H100V106H96L94 109H96L95 111L96 112H93L94 111V109H93V107H88V106H85L86 107V109H85V107H84V109H83V107H82V109H81V111H83L82 113H81V111H79L80 112V114L78 113V115H76V114H74V116L72 117V116H69L70 118H68L67 119V116L66 115H63L64 117H62V119L60 118V119H56V117L54 118V120L53 121H58V120H60L59 122H56V123H54V122H51L52 121V119H51V116H47L48 114H50L49 112H48V110H45V109H47L43 104V107H42V105L40 104L41 103V101L43 102V97H36V100L34 99L33 101L30 99V101H32V102H30L31 104L33 103L34 104V102H35V104H34V106H33V104L32 105H30V103H28V102H26L25 103V105H24V108L27 110V107H28V112H30V114H32L33 116L36 114V116L38 117V116H40L42 113H44L43 115H41L43 118H41V119H39V117L37 118V119H35L36 117H33L32 118V120L33 121H35V120H37L35 123L33 122L32 123V121H31V118H29V120H30V122L28 123V124H30V127H32V128H29V131H30V133H25L26 132V130H24L25 132H23L21 129H16V130H19V131H16L15 130V132H14V130L12 131L11 130V132H13L12 134H11V132L10 131H8V130H6V131H8V132H4V130H2L1 132V134H0V137H1V139H0V153L2 154V152H4L2 155L0 154V161H2L1 159H8V160H6V161H8V162H2L1 163V167L3 168V167H7L6 169L5 168H1L0 169V171H4L5 173H2V172H0V173H2V175L3 176H5V175H8V174H10V175H12V176H6V177H4V178H8L7 180L5 179V180H2L1 178H0V181H7L6 183L4 182L3 184H2V182L0 183V185L2 184L3 186L5 185V189H4V187H2L1 188V186H0V191L3 193V191L2 190H7L8 188H12V187H14V185H16V187H14L12 190L13 191H11L10 189L9 190H7L6 192L7 193H4V194H2L1 192H0V194H2L1 196H0V198H2L3 199V204H4V207H5V209H4V207H2V208H0V216H1V218H0V220L2 219V218H4L5 220H6V222L5 221H2L1 220V222H0V232H1V234H0V252L2 253L3 251L4 252H7L8 251V253H9V256H8V253H7V256L6 255H4V256H6L5 257V259H12L13 257V255L15 256V257H17L19 254H22L21 252H18V251H20L21 249H20V247L21 248H23V246H21V243H20V240L22 239H24L23 240V242H22V240H21V242H22V245H24L25 243L26 244H28V246L30 247H28V248H26V249H28V250H30L31 252L32 251H34L32 254H34L35 252L37 253V255H39V254H43L44 255V253H45V255H47V256H51V254L54 252H56L57 253V251H59L58 253H60L59 255H58V253L57 254H53L52 256H54V257H56V255L58 256V257H61V256H63V254L65 255V252H69L70 250H68L67 248L65 249L64 247H62V246H60L61 248H59V245L60 244H58V246H56V247H58V249L56 248V247H52V248H43V246H42V243H40L39 242V240H40V238H41V233H40V231L44 228V225L45 226H48L49 224L51 225H49L50 227H52V226H56V222H58L59 223V225H58V223H57V225L58 226H62L65 222H67V223H65L66 225L69 223L70 224V226H72V228L77 232V234H78V231L80 232H82V230H83V232L85 231L86 233L88 232L87 230H84L83 228H81V227H78V226H76V227H78V228H80V229H82V230H80V229H78L77 230V228L74 226V225H72V224H74L73 222H72V220H66L65 219V222H64V220L62 221L61 219L59 220V218H55V215L54 214H52L51 212H50V210L48 209V208H50L51 206H53L54 204H56V203H60V205L58 204L57 205V207L58 206H62L64 203V200H62L63 199V197L65 196V194H64V190H65V186H64V184L60 181V178H61V174H59L58 173V171H56V170H59V172H61L60 171V167H59V165H56V163H51V162H49L50 160L49 159H51V157H52V159H51V161L52 160H54V159H58V160H61V159H64V160H62V165L63 166H65V167H73V168H77V169H79L80 171H81V173L83 172V178H82V183H81V185L80 186H78V187H76L75 189H74V192H73V189H71V191H70V193L69 194H73V197H77V199L78 200H82V203L85 201V200H87V202L86 203H89L90 205H91V202H92V205H98V206H101V208H103V209H105V210H107L109 213H110V215L112 216L113 215V217L114 218H120V219H124L125 220V222L127 221L128 222V224L129 223H132V224H134L133 225V227H132V231H137V226H135V225H137L138 224V222L137 221H134V220H136L135 219V215L137 216V214L139 213V211L138 210H133V209H131L130 207H128V206H126L125 204H123L122 203V201L119 199V198H117L115 195H114V193H113V191H112V187L110 186L111 184H112V181H113V177H114V175H113V167L111 166L113 163H116V162H118V160L120 159L119 157H121L120 155H118L117 153L118 152H116V151H111V150H109V148H104V147H107L108 146V143H110L109 141H107V140H110V136H111V133H113V134H115L114 132H116V130H120L125 124H127L130 120H136V119H138V120H141L142 119V122H143V120H146V119H148V118H154V114H153V112L156 110V109H158V110H161V109H164V107L166 108L167 106V108H172L173 107V110L175 111V110H178V108H176L178 105H179V103H181L182 104V102L180 101V100H178V99H174L175 101H172L173 100V98H170V99H168V100H170V101H172V102H170V101H168L167 100V102L169 103L168 105H167V102L165 101H162V102H159L158 104H152L151 105V103L149 104V103H147V101H146V99L145 100H143L145 97L144 96H146V95H150L149 94V92H147L146 93V95L144 94ZM185 94L187 95V96H185ZM26 96V97H28V98H30L29 96ZM33 95H34V97H33ZM52 97H51V96ZM143 95V96H142ZM51 97V99H49L50 97ZM181 96V97H180ZM212 96V97H211ZM232 98H231V97ZM142 97H144L143 99H142ZM191 97H193V99L191 98ZM205 97H207V98H205ZM228 97V98H227ZM231 99H230V98ZM238 97V98H237ZM27 98V99H28ZM38 98V99H37ZM40 98V99H39ZM118 98H121L120 100H118L117 101V99ZM135 98V99H134ZM183 98V99H184ZM205 98V99H204ZM54 100V102L55 103H57V105H55V103L53 102V100ZM114 99H115V101H114ZM211 99H213V101L211 100ZM236 99V100H235ZM29 100V99H28ZM37 100H41L40 101V105H38L37 106ZM51 100V101H50ZM136 102H135V101ZM137 100H139V101H137ZM218 100V101H217ZM235 100V101H234ZM238 100V101H237ZM112 101V102H111ZM142 101H145V102H141ZM177 101V102H176ZM180 101V102H179ZM214 101H216V102H214ZM233 101V102H232ZM54 103V105H53V103ZM133 102H134V104H133ZM138 102V103H137ZM174 102H176V103H174ZM37 103V104H36ZM51 103H52V106H51ZM139 103H141L140 105H139V107H137L136 108V105L138 106V104ZM149 104V105H146L145 106V104ZM164 103V104H163ZM209 103H212V104H209ZM32 107H34L35 109H36V107L37 108H39V107H41V109L43 110L44 108V111H40V113H39V109L37 110V113H36V110H35V112H32V111H34V110H32V108L29 106V105ZM49 104V106H47V105ZM136 104V105H135ZM160 104H161V107H160ZM176 104H178V105H176ZM184 104V103H183ZM217 104V105H216ZM237 104V105H236ZM27 105V106H26ZM130 105H132L133 106V109H131V107L132 106H130ZM143 105V106H142ZM162 105H164V107H162ZM171 105V106H170ZM174 105V106H173ZM0 106H1V104H0ZM26 106V107H25ZM141 106V107H140ZM145 106V107H144ZM148 106V107H147ZM151 106V107H150ZM155 106V107H154ZM157 106H159V107H157ZM216 106V107H215ZM218 106V107H217ZM235 106V107H234ZM52 107V108H51ZM98 107H100V108H98ZM126 107V108H125ZM128 107V108H127ZM175 107V108H174ZM237 107V108H236ZM33 108V109H34ZM59 108H61V104H60V107ZM91 109V111H90V109ZM98 108V109H97ZM144 108V109H143ZM170 108V109H171ZM218 108V109H217ZM233 108H236V109H233ZM24 109V112L22 111V113H24V114H20V115H18L17 117H15L12 121H17V119H18V117H22V115H26L28 112L26 111ZM62 109V108H61ZM88 109V110H87ZM128 110V112L126 111V110ZM84 110H86L87 112H89L90 114H88L86 111H84ZM134 110V111H133ZM151 110V111H150ZM172 110V109H171ZM202 110V111H201ZM153 111V112H152ZM245 111H247V112H245ZM64 112V111H63ZM65 112H67V110H65ZM133 112V113H132ZM149 112H150V114H149ZM152 112V113H151ZM207 112V113H206ZM249 112V113H248ZM33 113H35V114H33ZM62 113V112H61ZM92 113H93V115H92ZM129 113V114H128ZM204 113H206V114H204ZM40 114V115H39ZM63 114H65V113H63ZM95 114V115H94ZM247 114V115H246ZM248 114H249V116H248ZM52 115V114H51ZM76 115V116H75ZM131 115V116H130ZM206 115V116H205ZM211 115V116H210ZM65 116H66V118H65ZM89 116V117H88ZM92 118H91V117ZM94 116V117H93ZM217 116V117H216ZM21 117H20V119H21ZM25 117V116H24ZM23 117V119L22 120H25V118ZM44 117H45V121L46 122H48L49 121V123L51 124H49L48 126H45V127H43L44 126V124L45 125H47V123L46 122H44ZM47 117V118H46ZM129 117V118H128ZM136 117V118H135ZM201 117H200V119H201ZM221 118V120H218V119H220ZM246 117V118H245ZM65 118V119H64ZM123 120H122V119ZM211 118V119H212ZM216 118H218V119H216ZM28 119V118H27ZM50 119H51V121H50ZM91 119V120H90ZM94 119V120H93ZM201 119V120H202ZM206 119H208V118H206ZM19 120V119H18ZM22 120H19L20 121V123H21V121ZM48 120V121H47ZM155 120V119H154ZM202 120V121H203ZM39 121V122H38ZM40 121H43V123H41L40 124V126L38 125L39 123H40ZM127 123H126V122ZM18 122V121H17ZM28 122V121H27ZM38 122V123H37ZM144 122H147V121H144ZM171 123H169L168 125H169V127L170 128H172V127H175L176 125H175V122L174 121H170ZM237 122V123H236ZM263 124H262V123ZM37 123V125H35V126H37V127H41L42 126V128H40V130H39V128L37 129L35 126H33L34 124H36ZM125 123V124H124ZM217 123V124H216ZM234 123H236V124H238V126L237 125H235ZM243 123V124H242ZM33 124V125H32ZM123 124V126L121 127V125ZM144 124V123H143ZM175 126H174V125ZM214 124V125H213ZM32 125V126H31ZM216 125V126H215ZM200 126V127H199ZM34 127V128H33ZM121 127V128H120ZM168 127V128H169ZM218 128V129H217ZM220 128V129H219ZM32 129L34 130V129H36L35 131H33L32 132ZM210 129V130H209ZM214 129V130H213ZM21 130V131H20ZM194 130V129H193ZM206 130V131H205ZM29 131H27V132H29ZM114 131V132H113ZM3 132H4V135H3ZM38 134H37V133ZM192 131H189V137L190 136H194L193 134L191 135L190 133H191ZM232 132V133H231ZM234 132V133H233ZM222 133V134H221ZM227 133H228V135H227ZM7 134H10L9 136L7 135ZM27 134V135H26ZM32 134V135H31ZM33 134H34V136H33ZM30 135V136H29ZM36 135V136H35ZM108 135V136H107ZM2 136H4L3 138H2ZM7 136V137H6ZM26 137V138H25ZM27 137H29V138H27ZM34 138V139H31V138ZM107 137V138H106ZM252 138V139H251ZM106 139V140H105ZM246 139H248V140H246ZM27 142H26V141ZM33 140H34V142H33ZM40 140H41V142H42V144L43 143H45V145H48V146H46L45 147V145L43 144V145H40L41 144V142H40ZM53 140H55V141H53ZM104 140H105V142H104ZM21 141V142H20ZM31 141V142H30ZM39 143H38V142ZM45 141V142H44ZM108 143H107V142ZM23 142H26L27 144H29L28 146H24V144L25 145H27L26 143H24L23 144ZM55 143V145L53 144V143ZM103 142V143H102ZM126 142H127V139H126ZM129 143L131 142L130 140L128 141ZM127 142V143H128ZM34 143H35V145H34ZM37 143V144H36ZM246 143V144H245ZM251 143V144H250ZM53 144V146L52 147H49L50 145H52ZM237 144V145H236ZM240 144V146H238ZM250 144V145H249ZM20 145H21V148H22V146H23V148H22V150H21V148H20ZM103 145V146H102ZM105 145V146H104ZM107 145V146H106ZM220 145V146H219ZM223 145V146H222ZM225 145V146H224ZM243 145H246V146H243ZM19 146V147H18ZM40 146V147H39ZM42 146H44V148H42ZM214 146V145H213ZM216 146H214V147H216ZM236 146H238V147H240L239 148V150L242 148V146H243V150H237L238 148L236 147ZM257 146V147H256ZM218 147L216 148L217 150H219L218 149ZM235 147V148H234ZM19 148V149H18ZM30 148V149H29ZM33 148V149H32ZM40 148V149H39ZM42 148V149H41ZM222 148V149H223ZM253 148V147H252ZM2 149V150H1ZM5 149V150H4ZM18 149V150H17ZM29 149V150H28ZM37 149H39V150H41V151H39V150H37ZM108 149V150H107ZM251 149V148H250ZM11 150H12V152H11ZM19 151V152H16V151ZM26 151H27V154H26ZM242 151V152H241ZM10 152L13 154V155H11L10 154ZM15 152L16 153H18V154H15ZM41 152V153H40ZM38 153H40V154H38ZM78 153V154H77ZM5 154H10V155H8V156H10L11 158H9V157H6L7 155H5ZM22 154V155H21ZM26 154V155H25ZM43 154V155H42ZM56 154V155H55ZM58 154H59V156H60V154H61V157H58ZM177 154V155H176ZM233 154V155H232ZM235 154V155H234ZM5 155V156H4ZM16 155V156H15ZM40 155V156H39ZM51 155V156H50ZM117 155V156H116ZM175 155L176 156H180L178 153H175ZM236 155H237V157H236ZM239 155V156H238ZM2 156H4V158L2 157ZM15 156V157H14ZM21 156V157H20ZM23 156V157H22ZM39 156V157H38ZM42 156V159L40 158ZM49 156V157H48ZM2 157V158H1ZM44 157V158H43ZM45 157L47 158V159H45ZM55 157V158H54ZM118 157V158H117ZM181 157V156H180ZM25 158V160H23V159ZM27 158V159H26ZM40 158V159H39ZM61 158V159H60ZM122 159V161H124V162H122V161H120L119 160V163L120 162H122V163H125V160H124V158L123 157H121ZM13 159V160H12ZM38 159V160H37ZM116 159V160H115ZM27 160V161H26ZM45 160H47V162L48 163H46V161ZM49 160V161H48ZM56 160H54V161H56ZM107 160H109V162L107 161ZM115 160V161H114ZM186 160V159H185ZM9 161H11V162H9ZM29 161V162H28ZM113 161V162H112ZM187 161V160H186ZM7 163V164H6ZM12 163V164H11ZM16 163V166L14 165ZM46 163V164H45ZM51 165H50V164ZM111 163V165H109ZM58 164V163H57ZM4 165H6V166H4ZM11 168H13V166H14V168L13 169H11V170H13V172L10 170V168L8 169V166ZM10 165H12V166H10ZM17 165H19V166H17ZM114 165V164H113ZM21 166V168L20 169H18V167H20ZM24 167V168H23ZM15 168L16 169H18V171L16 172V175H18L19 174V176L21 177V175H27V174H25V173H28L29 175H28V177L29 176H33L32 178H29V179H27L28 177L26 176V185H21V183H23L24 181L22 180V182H21V178H24L25 179V177L23 176V177H19V176H17L16 178H17V180H19V182H17V180L15 179V176L16 175H14L15 174ZM7 169H8V171H11V173L9 172L8 174H7ZM21 169H23V170H21ZM205 169H208L207 170V174L205 173L206 172V170ZM204 169V174H205V176L207 177L208 175H209V171H210V175H211V173L212 174H216V175H222V172H223V170H224V168H223V165L222 164H217V163H215V164H210V166H208V167H206ZM19 170L21 171L20 173H18L19 172ZM26 172H25V171ZM23 172H25V173H23ZM2 175L0 174V177H2ZM57 175V176H56ZM60 175V176H59ZM209 175V176H210ZM14 176V177H13ZM10 177L12 178L13 177V179H15L14 180V184H13V180H11V183L13 184V185H11V183L9 182L10 180ZM19 177V178H18ZM90 177H91V179H90ZM93 177V178H92ZM261 178H263V179H261ZM32 180L33 182H34V179H35V182L37 183L38 182V184H39V186L40 187H43L44 188V185L47 187H45L46 188V190L45 191H42V192H40L39 191V189H42V190H44L43 188H40L39 186H38V184H36V187H38V188H35V182H34V184H33V182L32 181H28V180ZM89 179L90 180H92V181H94V179H95V182H92V181H90L89 182ZM246 179H244L243 181H245ZM15 181H16V183L17 184H15ZM9 182V183H8ZM27 182H29V183H27ZM25 183H23V184H25ZM8 184H9V187H8ZM18 184H20L21 186H19ZM27 184H31L29 187L31 188H26V186L28 187V185ZM10 185H11V187H10ZM34 185V189L32 188V186ZM109 185V186H108ZM17 186H19V188H17ZM8 187V188H7ZM21 187V188H20ZM104 187H106L105 189H104ZM109 187H111V188H109ZM235 187V191H236V193H237V195L236 196H232V197H229V198H232V199H236V198H238V197H241V196H243V189H239V188H237L236 186H234ZM16 188V189H15ZM49 188V189H48ZM50 188H52V189H50ZM38 190L37 192H35V193H33L34 191L33 190ZM104 189V190H103ZM35 190V191H36ZM47 190H49V192L47 191ZM53 190V191H52ZM105 190H108V191H105ZM50 191H52L51 193L52 194H49L48 195V193H50ZM5 192V191H4ZM39 192V193H38ZM73 192V193H72ZM37 193H38V195H37ZM40 193H42V194H40ZM45 193H47V195L45 194ZM29 194L30 195H32L33 196V194L35 195H37V196H41L42 197V201H43V203H44V201H45V203L48 201V200H50V202H47V206L46 205H43V203H42V205L45 207L46 206V208H45V210L46 209H48V210H46V211H44L43 210V208L41 209L40 207V205L39 204H41V202L37 205V203L35 202V199H34V197H36V196H34L33 198L31 197V196H29ZM43 194L45 195V196H43ZM75 194H77L76 196H74ZM213 194H215V193H213ZM5 196V198H4V196ZM52 196V198H51V196ZM47 196V197H46ZM80 198H79V197ZM32 198V201L30 202V199L28 200L27 198ZM48 197L50 198V199H48ZM12 200H11V199ZM7 200V201H4V200ZM44 199H46V200H44ZM61 200L63 201L62 203H61ZM80 200V201H81ZM34 201V202H33ZM88 201H90V202H88ZM231 201H233V202H240V200H231ZM4 202H6V203H4ZM9 202V203H8ZM27 202H28V205H26L27 204ZM84 202V203H85ZM10 203H11V205H10ZM23 203V204H22ZM30 203H34L35 205H37L38 206V208L40 209V210H38V208H37V206H35V209H33V208H31L30 207ZM6 204V205H5ZM14 206H13V205ZM26 205V207L24 208L23 206H25ZM7 205H10L9 207L7 206ZM16 205V206H15ZM22 205V206H21ZM12 206V207H11ZM18 206H19V208H18ZM27 206H28V208H27ZM31 206L32 207H34V205L33 204H31ZM97 206V207H98ZM240 206H242V204H240ZM21 207H23L22 209H21ZM10 208V209H9ZM31 208V209H30ZM100 208V207H99ZM1 209H3L2 210V212H1ZM19 209V210H18ZM24 209L26 210V209H28V210H26V211H31V213L30 214H28L27 212V214L28 215H26V213H24ZM36 209H37V212H36ZM23 210V211H22ZM42 210V211H41ZM14 211H16V212H13ZM18 211V212H17ZM22 211V212H21ZM44 211V212H43ZM10 212H12L11 213V215H12V217H14L13 219L12 218H9V217H11L10 215H7V214H9ZM41 212V213H40ZM135 212H137V213H135ZM3 213V214H2ZM15 213L17 214V213H19V214H17V217H16V215H15ZM38 213H40V214H38ZM134 213V214H133ZM21 214H23V215H21ZM27 216H25V215ZM142 214H145V213H141V215ZM158 214V215H159ZM163 214V215H162ZM164 214H166V215H164ZM5 215H7V216H5ZM22 217H21V216ZM3 216H5V217H3ZM23 216H25V217H23ZM139 216V215H138ZM7 217V218H6ZM164 217V218H165ZM9 218V220L10 219H12V221H14V223H13V227H11L12 226V223L10 222V224L9 223H7L8 221H7V219ZM15 219H17V220H15ZM27 219V220H26ZM57 219V221H54L53 222V220H56ZM63 219V218H62ZM122 219V220H123ZM24 220L26 221L25 223H24ZM123 220V221H124ZM17 221V222H16ZM62 221V222H61ZM69 221V222H68ZM3 222V223H2ZM4 222H5V224L7 223L8 224V226L7 225H5L4 224ZM63 223V224H61V223ZM71 222V223H70ZM126 222V223H127ZM3 225H2V224ZM19 223V224H18ZM24 223V224H23ZM26 223H28L27 225H26ZM135 223H137V224H135ZM23 224V225H22ZM33 224V225H32ZM42 224V225H41ZM47 224V225H46ZM55 224V225H54ZM64 224V227H67L66 225ZM210 224V223H209ZM5 225V227H3ZM9 225H11L10 227H9ZM20 225V226H19ZM30 225H31V228H30ZM43 226V227H41V226ZM192 225V226H191ZM194 225V226H193ZM211 225V224H210ZM16 226V227H15ZM23 226H27L25 229L23 228ZM28 226H29V228H28ZM40 226V227H39ZM69 226V225H68ZM7 227L8 228H13L12 230L10 229H7ZM19 227H20V229H22V230H19ZM33 227V228H32ZM38 227H39V229H38ZM3 228H6V230L8 231H12V233L11 232H7L5 229H3ZM16 228V229H15ZM42 228V229H41ZM68 228H70V231H72V233L74 232V233H76L73 229H71V227H67L66 229H68ZM29 229V230H28ZM32 229V230H31ZM37 229V230H36ZM5 231V232H3V231ZM39 230V231H38ZM14 231V232H13ZM197 233H196V232ZM7 232V233H6ZM41 232H43V231H41ZM79 233V234H83V233ZM160 232H162L163 233V235L165 236V235H167V232L166 231H163V230H160ZM16 233V234H15ZM19 235H18V234ZM44 233V232H43ZM42 233V234H43ZM86 233H84L83 235H86V237L88 236H90V234H86ZM91 233V232H90ZM93 234H95L96 235V233L95 232H92ZM12 234V235H11ZM15 236H14V235ZM197 234V235H196ZM215 234H217V235H215ZM5 235V236H4ZM7 235V236H6ZM95 235L92 237V236H90V238H88L87 237V239L89 240L90 239V242L87 240V243H86V245L87 246H85V251H87L89 248H88V245H89V247H90V249L89 250H91L92 252H90L89 253V255H92V257L94 258H92L91 260H92V262H91V260H90V262H91V264H94L95 262V264H97V262H98V264H113V263H117V262H106V260H100L101 258H98V255H94L93 256V254H94V249H96L95 248V246H94V244L95 245H97V246H104V247H102V248H100V250H103V251H106V252H108V250L110 249V251H109V253L111 252V253H115V248H116V246H117V244H115V242L116 241H110L109 242V240H108V242H107V244L105 243L104 244V242L102 243V240H101V242H100V240H95V238H99L98 236L99 235H97V237H95ZM194 235L192 236V237H194ZM17 236V237H16ZM20 236V237H19ZM39 236H40V238H39ZM6 237V239H4ZM7 237H8V239H7ZM9 237H10V240H9ZM14 237V238H13ZM16 237V238H15ZM92 237V238H91ZM101 237V236H100ZM219 237H218V239H219ZM17 238H19V239H17ZM225 238V239H224ZM262 238V239H261ZM7 242V244H6V242L4 241V240ZM17 241H16V240ZM91 239H92V242L93 243H91ZM100 239V238H99ZM102 239V238H101ZM127 240H128V237L126 238ZM94 240L97 242H94ZM106 240V241H107ZM220 240V239H219ZM5 243H4V242ZM9 241H12V242H14V241H16L15 243H14V246L16 247V245H17V247H16V250H15V247H13V244H12V247L14 248H12L10 245L11 244H8L9 243ZM30 242H32V245H29V244H31ZM89 242V243H88ZM114 242V243H113ZM139 242L140 243H143V241H140L139 240ZM11 243V242H10ZM18 243V244H17ZM98 243H100V245H98ZM101 243L103 244V245H101ZM113 243V244H112ZM117 243V242H116ZM7 245V247H8V245L13 249H11L10 247L9 248H7L6 247V245ZM91 244H93V245H91ZM137 244H138V242H137ZM3 245H4V247H3ZM91 245V246H90ZM105 245H107V246H105ZM111 245H116L115 246V248L112 250L111 248H108V246L109 247H114V246H111ZM18 246H19V250L17 249L18 248ZM34 246H35V248H34ZM92 246L94 247V248H92ZM96 246V247H97ZM32 247V248H31ZM88 249H87V248ZM3 248H5V249H3ZM57 250H56V249ZM106 248H107V250H106ZM118 248V247H117ZM117 248H116V250H117ZM11 251H9V250ZM26 249H25V252H26ZM33 249V250H32ZM35 249V250H34ZM46 249V250H45ZM50 249V250H49ZM54 249V250H53ZM93 249V250H92ZM97 249H99L98 247H97ZM18 250V251H17ZM23 250V249H22ZM45 250V251H44ZM49 250V251H48ZM14 251H17V252H14ZM63 251V252H62ZM113 251V252H112ZM12 252H13V254H12ZM47 252V253H46ZM63 254H62V253ZM68 252L66 253V254H68ZM72 252V251H71ZM0 253V255H1V257H0V260L2 261V259L4 258V256L2 255ZM16 253H19L18 255H15ZM93 253V254H92ZM209 254H211L210 252H208ZM5 254V253H4ZM83 254H84V252H83ZM88 254V252H86V255ZM12 255V256H11ZM70 255V254H69ZM89 255H87V258L88 259H90V257L91 256H89ZM11 256V257H10ZM25 256V255H24ZM24 256L22 255V257L24 258ZM66 256V255H65ZM89 256V257H88ZM114 256V255H113ZM112 256V257H113ZM3 257V258H2ZM8 257V258H7ZM14 257V258H15ZM18 257H21V256H18ZM21 257V258H22ZM96 257H97V260H96ZM154 256H150V259L148 258V260L149 261H151V262H153L154 264H183V263H180L179 261H176L174 258H172L171 256H167V255H164V256H157V258H156V256H155V258H153ZM13 258V260H11L10 259V261H11V263L10 264H17V263H21L22 261L21 260H23V258L20 260L19 258H15L14 259ZM5 259H3V261L5 260ZM17 259H19V260H17ZM98 259L101 261V263L98 261ZM95 262H94V261ZM0 261V262H1ZM17 261V262H16ZM103 261H105L104 263H103ZM108 261V260H107ZM16 262V263H15ZM94 262V263H93ZM8 263V264H9Z\"/></svg>",
    "mask_w": 264,
    "mask_h": 264
}]
</instances>
